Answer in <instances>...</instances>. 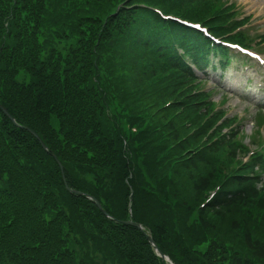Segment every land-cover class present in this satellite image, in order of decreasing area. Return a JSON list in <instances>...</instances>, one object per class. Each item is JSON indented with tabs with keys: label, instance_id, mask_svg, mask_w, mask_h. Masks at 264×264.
I'll list each match as a JSON object with an SVG mask.
<instances>
[{
	"label": "trees",
	"instance_id": "16d2710c",
	"mask_svg": "<svg viewBox=\"0 0 264 264\" xmlns=\"http://www.w3.org/2000/svg\"><path fill=\"white\" fill-rule=\"evenodd\" d=\"M154 9L239 25L222 0H0V264H170L146 234L173 264H264V153L185 64L209 41Z\"/></svg>",
	"mask_w": 264,
	"mask_h": 264
},
{
	"label": "rangeland",
	"instance_id": "374dc122",
	"mask_svg": "<svg viewBox=\"0 0 264 264\" xmlns=\"http://www.w3.org/2000/svg\"><path fill=\"white\" fill-rule=\"evenodd\" d=\"M228 1L227 5L232 4L235 21H249L242 28L248 33L246 44L261 56L252 62L232 55L235 58L227 72L217 67L213 71L210 66L208 81L202 83L201 89L208 96L206 102L213 103L215 112L222 111L228 121L236 119L232 121L231 127L240 126L245 142L259 147L262 142L264 145V0ZM255 64L263 66L262 69H258ZM228 131L226 129L225 133ZM261 180L257 184L264 189V175Z\"/></svg>",
	"mask_w": 264,
	"mask_h": 264
},
{
	"label": "water",
	"instance_id": "95a60500",
	"mask_svg": "<svg viewBox=\"0 0 264 264\" xmlns=\"http://www.w3.org/2000/svg\"><path fill=\"white\" fill-rule=\"evenodd\" d=\"M4 111H5V110H4ZM5 112H6V111H5ZM97 205H99V207H100V204H99V203H97ZM129 224H131V223H129ZM133 225L136 226V227H138L139 229H142L141 226L138 225V224H133ZM147 238H148L149 242L155 247V249L157 250V252H158L163 258H165V256H164L163 254H161V253L158 251L157 246L154 244L152 237L148 235Z\"/></svg>",
	"mask_w": 264,
	"mask_h": 264
},
{
	"label": "snow or ice",
	"instance_id": "6c2138e0",
	"mask_svg": "<svg viewBox=\"0 0 264 264\" xmlns=\"http://www.w3.org/2000/svg\"><path fill=\"white\" fill-rule=\"evenodd\" d=\"M122 2H123V0H122Z\"/></svg>",
	"mask_w": 264,
	"mask_h": 264
}]
</instances>
